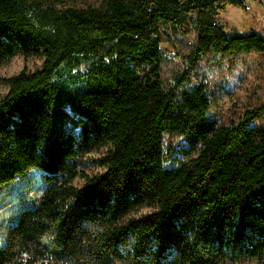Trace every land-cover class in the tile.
Wrapping results in <instances>:
<instances>
[{"label":"trees","instance_id":"trees-1","mask_svg":"<svg viewBox=\"0 0 264 264\" xmlns=\"http://www.w3.org/2000/svg\"><path fill=\"white\" fill-rule=\"evenodd\" d=\"M241 3L0 0V63L43 59L2 78L0 187L39 172L41 194L11 219L0 264L264 260V127L251 125L264 104L217 125L206 82L190 78L207 53L264 52L263 32L215 24ZM181 27L196 36L167 85L157 63ZM106 145L101 173L79 170Z\"/></svg>","mask_w":264,"mask_h":264},{"label":"rangeland","instance_id":"rangeland-1","mask_svg":"<svg viewBox=\"0 0 264 264\" xmlns=\"http://www.w3.org/2000/svg\"><path fill=\"white\" fill-rule=\"evenodd\" d=\"M96 0H82V4ZM249 8L241 4L230 5L218 17L222 21V27L231 30L232 25L239 32L250 31L251 27L264 29V19L258 23L254 18L256 3L253 0H245ZM164 35V34H162ZM195 32L191 29L181 27L170 37L172 49H168L160 56L158 61L159 77L167 84L172 85L178 72L184 71L187 64L183 56L189 54L192 42L195 39ZM164 38L168 39L167 36ZM169 40V39H168ZM163 45V44H162ZM42 56L24 57L22 54H15L4 62L0 63V97L7 91V85L2 78L18 73L21 69L33 71L42 65ZM149 66L143 64V68H137L139 74L144 76ZM191 84L204 80L208 86L211 98L210 115L217 125H227L237 121L246 110L259 107L264 104V52H249L243 54H221L207 53L204 58L197 62L191 70ZM254 127H264V111L251 122ZM174 140L173 137L165 135L164 144ZM109 146H99L79 159V170L87 175L101 173L103 168L98 161L108 150ZM196 152L193 151L192 155ZM187 158L185 155H178L175 165ZM36 171H30L32 175ZM30 176L17 178L13 182L0 187V242H3L10 228L11 219L17 217L20 209L29 200L37 199L41 194L39 182L41 173L36 172ZM83 180L76 178L73 183L76 186L82 184ZM149 208H142L134 215L138 217L146 213ZM60 264V263H55ZM116 264H122L117 262ZM220 264H264L257 258H242L237 260H223Z\"/></svg>","mask_w":264,"mask_h":264},{"label":"crops","instance_id":"crops-1","mask_svg":"<svg viewBox=\"0 0 264 264\" xmlns=\"http://www.w3.org/2000/svg\"><path fill=\"white\" fill-rule=\"evenodd\" d=\"M253 1L256 3V13L254 15V18L255 19L258 18L259 19L258 20V23H260L261 20L264 19V0H253ZM220 22L222 23L221 20H220ZM231 28H232L231 30H228V29H225V28H223V30H225L227 32H239V31H236L235 30V26L234 25H232ZM250 30L260 31V32H263L264 33V29H259L258 27H251ZM243 33H245V32H243Z\"/></svg>","mask_w":264,"mask_h":264},{"label":"built area","instance_id":"built-area-1","mask_svg":"<svg viewBox=\"0 0 264 264\" xmlns=\"http://www.w3.org/2000/svg\"><path fill=\"white\" fill-rule=\"evenodd\" d=\"M241 5L244 6L245 8H249V5L246 4L245 0H242ZM215 24H221V22H220V20L218 18L215 20Z\"/></svg>","mask_w":264,"mask_h":264}]
</instances>
